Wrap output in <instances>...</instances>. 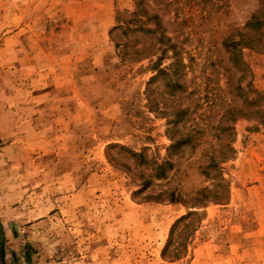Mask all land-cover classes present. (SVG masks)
Masks as SVG:
<instances>
[{
	"label": "rangeland",
	"instance_id": "rangeland-1",
	"mask_svg": "<svg viewBox=\"0 0 264 264\" xmlns=\"http://www.w3.org/2000/svg\"><path fill=\"white\" fill-rule=\"evenodd\" d=\"M135 1L0 0L3 264H264V110L255 115L256 105L224 93L240 72L221 47L257 1L148 0L157 23L134 15ZM242 31L241 86L252 99L264 93V18L259 41ZM172 43L184 62L195 59L188 91L196 87L201 108L215 109L209 121L185 124L207 125L204 145L185 154L204 161L217 153L231 123L233 154L218 166L220 187L194 165L185 178L172 173L141 190L138 172L148 170L126 152L166 158L168 116L149 109L145 91L156 57L160 68L172 61ZM163 83L150 87L166 110L191 104L185 94L166 97ZM228 105L242 116L220 118ZM197 186L219 200L156 199ZM187 212L197 218L178 258L162 255L171 225Z\"/></svg>",
	"mask_w": 264,
	"mask_h": 264
},
{
	"label": "trees",
	"instance_id": "trees-1",
	"mask_svg": "<svg viewBox=\"0 0 264 264\" xmlns=\"http://www.w3.org/2000/svg\"><path fill=\"white\" fill-rule=\"evenodd\" d=\"M256 1L258 4L257 10L250 14L242 27L236 29L234 33L228 34L222 40L221 47L227 55V62L230 67L233 70L240 72L234 83L230 80L226 83L224 93L226 95H230L231 98H242L247 105H256L253 113L258 115L262 112V109L264 110V106L260 109V106L257 104L258 100L264 99V93H256L252 99L245 98V92L241 86V80L244 77L246 66L242 62L240 53L241 48L247 45L244 41V36L247 33L242 30L253 32V35L256 39L258 38V41L261 38L262 19L264 18V0ZM149 9L152 10L153 8L152 5L149 4L148 0H136L134 15L144 17L146 21L157 23V15L154 12L148 11ZM154 31L155 29L147 30L149 33H154ZM167 49L171 51L170 58L172 61L167 65V67L160 68V61L163 59V56L160 55L156 57L150 66V69L154 72V74L148 79L145 91V97L149 109H152V111H160V113L168 116L166 120V133L170 143L166 148V158L160 162L153 160L146 161L142 153L136 154L129 151L126 152H128L129 158L134 157L135 160L138 158V165H142L144 166V169L148 170V174H144L143 171L138 172L139 174L137 177L141 178V190L147 188L152 181H162L168 183L169 180H171L172 173H174L175 176L177 175L179 178H185L187 176L186 171L191 169L194 165H196L195 168L198 170V173L203 177V179L210 182L211 188L220 187L223 180L218 173V166L220 163L229 160L233 154V150L230 146L232 138L231 123L222 129L219 126V130H226L228 142L226 145L222 146L217 153L211 152L204 155V161H196L190 157L191 154H185L186 148L193 151L196 147L204 145L205 142L204 140H201V138L205 135V131L207 129V125L199 126L198 123H194L193 126L189 125L185 128V124L187 122H195V119L205 123L209 121L211 116H213L215 109L213 106L214 104L210 102L207 107L204 109L201 108L199 96L194 98L196 90L198 91L196 87H193L188 91L187 84L191 82L192 78L187 80L186 77L189 72H192V66L196 64L195 59L188 56L186 58V62H184V58L180 55L179 50L176 48V44H169ZM135 53L139 54L140 51L136 50ZM224 71L225 73L228 72L229 68H224ZM160 78L164 80L162 88L164 89L166 97L174 99L178 98L179 95L185 94L188 98L191 97V104H187L185 106L173 104V108L171 107V110H166L165 104L163 102H158L156 98L152 96L154 91L152 90L153 88L150 87ZM160 104L161 106H158ZM239 111L240 110L231 109L228 105L223 109L220 118L228 119V121L230 120V122H232L235 120L237 115L242 116L241 114H237L240 113ZM119 150L125 149L119 147ZM210 193L211 191L206 186L193 187V189L189 191V194L182 193L181 191L175 193L172 189H166L160 191L157 194L156 199L161 196H165V199L169 202H191L193 205H200L203 202L209 201V199L213 201L219 200V196L215 194H211L212 196H210ZM193 218H197L196 213L187 212L185 215L180 216L173 222L170 227L167 241L162 248V255H169L172 259L178 258L181 250V240L187 237V235L184 234L185 231L190 232L192 230L191 226ZM3 241V234L0 231V264H3Z\"/></svg>",
	"mask_w": 264,
	"mask_h": 264
}]
</instances>
